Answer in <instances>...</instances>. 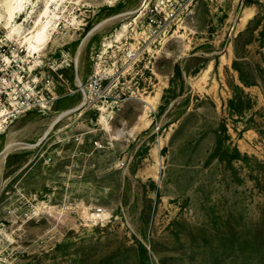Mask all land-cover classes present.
I'll return each instance as SVG.
<instances>
[{
  "label": "rangeland",
  "instance_id": "374dc122",
  "mask_svg": "<svg viewBox=\"0 0 264 264\" xmlns=\"http://www.w3.org/2000/svg\"><path fill=\"white\" fill-rule=\"evenodd\" d=\"M0 264H264V0H0Z\"/></svg>",
  "mask_w": 264,
  "mask_h": 264
},
{
  "label": "bare ground",
  "instance_id": "6f19581e",
  "mask_svg": "<svg viewBox=\"0 0 264 264\" xmlns=\"http://www.w3.org/2000/svg\"><path fill=\"white\" fill-rule=\"evenodd\" d=\"M42 31V30H41ZM38 33V32H37ZM41 33V32H40ZM36 33H34V35H35ZM40 36H42L41 34H37L36 36H31V37H33V39L35 38L36 40H37V38H38V40L37 41H41V40H39V38H40ZM34 39V40H35ZM40 39H42V37L40 38ZM33 42V41H32ZM31 45H32V43H31ZM30 45V48H33L32 46ZM35 47V46H34ZM33 50H34V48H33ZM31 52H32V50H31Z\"/></svg>",
  "mask_w": 264,
  "mask_h": 264
},
{
  "label": "built area",
  "instance_id": "2783aa9c",
  "mask_svg": "<svg viewBox=\"0 0 264 264\" xmlns=\"http://www.w3.org/2000/svg\"><path fill=\"white\" fill-rule=\"evenodd\" d=\"M155 21V19H153Z\"/></svg>",
  "mask_w": 264,
  "mask_h": 264
}]
</instances>
